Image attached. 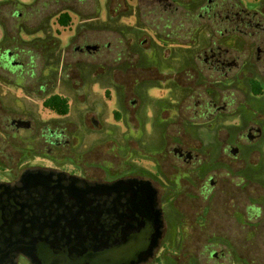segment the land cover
<instances>
[{"label": "rangeland", "instance_id": "rangeland-1", "mask_svg": "<svg viewBox=\"0 0 264 264\" xmlns=\"http://www.w3.org/2000/svg\"><path fill=\"white\" fill-rule=\"evenodd\" d=\"M206 1L139 0L137 6V0H0V20L7 25L8 32L10 30L15 38H18L17 48L29 51V57L23 58L28 72L33 71L34 76H37L42 69L43 78L52 80L59 86L60 92L70 88L76 89L70 87L76 77L72 78L73 72H69L68 68V63L74 59L73 50L71 46L67 48L71 38L75 36L76 27L79 36L88 39L89 43L109 44V53L103 64L104 69H109L103 78V92L90 84L99 75V62L86 63L87 69L91 70L85 73L82 69V74L87 76L86 87L83 89L86 93L84 98H78L72 106L74 119L73 116L68 117V121L73 123L70 127L73 130L71 133L85 139V159L93 165H103L102 162H105L107 178L116 176L119 159L111 154V148L123 135L117 125L111 124L120 117L115 111L117 105L114 103L115 93L111 83L115 68L112 61H125L122 65L126 67L120 79L124 81L122 90L130 89L135 94H139L138 91L141 90L150 97L146 98V106L143 103V106L140 104L135 108V124L139 121L141 125L136 129L124 130V135L129 138L128 147L134 154L138 148L154 151L162 149L163 138L169 139L172 136L171 128L166 129L164 124L171 116L164 110L175 112L176 101H180L181 90H184L189 97L185 112L188 119V139H202L204 153L206 155L208 149L212 155L211 159L220 158L222 141L235 140L233 145L239 146L240 155L235 162L231 178L239 186L226 183L227 189L234 194L241 213L244 212L243 207L250 204L261 206L262 211L260 218L253 221L252 225L256 226L258 236L252 238L251 242L245 241L243 237L236 241L220 242H206L204 237H198L196 240L180 242L174 240L178 237V231L182 230L178 225L180 222L166 219L163 243L172 251L182 244L185 249L193 250L192 264H264V95L251 96L248 85L243 86L244 78H250L251 75H242L240 72L247 66L246 71L257 74L264 84V0H227L223 2L224 9L212 14H203L200 7ZM64 9L72 11L71 26L63 28L52 24V15ZM189 9L191 12L187 14ZM15 13L20 16L16 18ZM16 25L23 26L24 30L20 32L12 29V26ZM37 28L44 29L47 33L46 40L37 39L41 37L39 32H35ZM2 30L0 25V40ZM50 33L58 41L55 46L50 44ZM153 36L157 41L164 40L165 44L156 45L152 40ZM1 43L0 50L6 44ZM114 46L118 48L113 49ZM39 47L42 49H37ZM117 52L120 53L119 56ZM124 53L127 56H123ZM30 57L33 59L34 68H29ZM62 57L64 60L60 61ZM48 58L54 59L55 62L46 61ZM135 65L148 69L134 71ZM185 65L188 69L187 78L183 73ZM173 72L177 74L175 77H166ZM67 75H71L72 80H68ZM136 78L138 82L135 84ZM26 79L28 82L17 79L15 81L20 84L29 83L30 79ZM13 84L0 82V92L23 100L24 93ZM205 90L212 92V98L224 96L232 102L226 112L221 114L224 122L220 120L218 124L213 123L211 126V123L205 122L206 118L201 116V113L193 112L192 100L195 101L196 97L205 99ZM133 98L132 96L128 100ZM84 107L99 113L102 111L103 122L106 120L110 124L103 125L100 129L78 126L74 121L77 122ZM182 111L184 112L183 106ZM98 118L101 120L102 116ZM194 120L197 125L190 126ZM145 122L149 125L152 122V126L145 129ZM248 128H260L262 133L257 136L255 130L247 131ZM142 138L145 146L139 145ZM75 148L80 150L77 145ZM26 154V157H29L31 153ZM137 160L139 166H146L147 160L142 159L141 155ZM207 163L205 159L204 171ZM89 173L90 177L93 175L97 179H103L105 175L104 171L98 170H91ZM239 177L243 179L242 182H239ZM222 180L220 177L219 182ZM223 226L219 228V233L226 235L228 228L234 233H240L239 235L245 233V229L238 224ZM204 246H207L205 250ZM211 251L220 254V259H211Z\"/></svg>", "mask_w": 264, "mask_h": 264}, {"label": "flooded vegetation", "instance_id": "flooded-vegetation-1", "mask_svg": "<svg viewBox=\"0 0 264 264\" xmlns=\"http://www.w3.org/2000/svg\"><path fill=\"white\" fill-rule=\"evenodd\" d=\"M151 1L156 2L155 0ZM218 2L219 4H217ZM223 2H227V0H207L200 7V10L203 14H212L219 9H224ZM15 14L16 18L20 16L17 13ZM12 29L21 32L24 27L16 25L12 26ZM77 30L76 27L75 36L71 38L67 47H72L74 55L73 61L68 63L69 72H73L72 78L76 77L70 87L76 89L70 88V90L60 92L59 86L55 85L52 80L43 78L42 69L37 76H34L33 71L28 72V69H26L28 66L23 62V58L29 57L27 54L30 53L27 50L17 48L19 45L18 38H15V35L10 30L8 32L9 41L0 50V82L14 83L13 85L21 89L25 97L20 100L12 94L0 92V194H3L0 196V212L2 213L1 210L4 208L8 211L15 208L23 210L19 214L22 216L21 220L8 221L0 229L1 247H4V242L6 241L20 242L24 238L22 232L27 221H29L27 215L36 216L38 221L35 224L32 222L29 225L30 227L26 229L28 233V236L25 235L26 240H33L38 237L45 238L47 235L48 244L44 247L47 250L51 249L50 245L53 247L46 256L41 255L35 259L23 252L16 251L19 248H14L5 264H103V251H90L91 247L88 238L83 245L76 246L79 241L77 232H81L84 229L86 233L89 230L90 236L86 233L85 237L97 235L100 238L104 232L112 229L111 227L118 222L114 220L113 215L109 212L112 208L113 195L103 194L102 197H93L92 195L90 198L93 199V202L89 204H78L68 199L62 204L44 202L41 185L36 183V188H30L31 185L25 180L28 174L49 176L52 183L60 178V184L64 187L68 186L72 181L76 182L77 187H83V185H111L120 180L147 182L155 192V207L160 211V238L158 246L153 249L151 255L145 260L134 264H192L193 250L185 249V245L182 244V246L179 245L178 249L172 251L166 243H163L166 232V219L168 221L175 220V223L180 222L178 225L181 226L182 230L178 231V237L174 239L180 242L196 240L198 237H204L206 242L236 241L240 240V237H243L242 239H245V241L251 242L252 238L258 236L254 233L256 226L252 224L254 220L260 218L262 207L250 204L244 206V212L241 213L242 211L238 208V202L234 194L226 186V183H233L236 187L238 185L234 183L231 177L235 162L240 155V148L233 145L235 140L222 141L220 158L211 159L212 155L208 149L206 155L204 153L202 139H188V119L185 112L187 111L186 103L189 97L184 90H181L180 101H176L177 105L175 108L179 111L176 112V109L175 112L170 113L171 111H168V109L164 110L167 115L171 116V118L169 117L168 120L164 121V124L166 129L171 128L172 136L169 139L163 138L162 149L154 151V149L138 148L136 151L137 156L136 153L134 154L130 151L127 144L129 138L124 135V130L136 129L137 126L141 125L139 121L135 124V121H137L135 108L140 106V104L143 106V103L146 106L148 101L146 98L149 96L146 92H141V90L138 91L140 95L135 94L130 89L122 90L124 81L120 79H122V73L126 67L122 65L125 61H112L115 65H113L115 68L112 72L111 80L115 93L114 103L117 105L115 111L120 117L118 121L111 124L117 125L116 127L119 129L120 134H123L115 146L111 148V154L119 159L116 176L107 178L105 162H102L103 165H93L87 162L85 159V144H83L85 139L80 138L75 133H71L73 130L70 127L73 123L68 121V117L73 116L74 119L72 106L78 98H84L85 96L84 93L86 92L83 89L86 87L85 77L87 76L82 74V69L85 73L91 71L87 69L86 63L99 62V75L90 84L93 87L100 88L103 92V78L109 72V69L103 68L107 53H109L107 49L109 44L103 45L98 42L91 44L88 39L79 36ZM37 32L41 34V37L37 39L46 40L47 33L44 32V29L39 28ZM50 34L52 38V43L50 44L55 46L58 42L52 36V33ZM152 40L156 45H162L154 36ZM117 48L118 46H114L113 49ZM37 49L42 48L39 47ZM117 53L119 56L120 53ZM124 55L127 56L125 53ZM29 60L31 64L29 68H34L32 66V57ZM45 60L55 62L52 58ZM63 60V57L60 58V61ZM184 63L186 64L185 61ZM136 65L134 71L138 70L139 72L148 69L137 67ZM187 70L185 65L183 73L186 78ZM171 75L169 74L166 77L172 78L177 74L173 72ZM12 76L13 78H11ZM70 76L67 75L68 80H72ZM27 77L30 79L29 83L20 84L15 81L17 79L28 82ZM137 82L136 78L134 83L136 84ZM204 93L205 99L200 100L196 97L195 101L192 100L193 112L195 114L201 113L200 115L206 118L205 122H209L213 126V123L218 124L223 119L221 114L226 112L232 102L224 96L218 99L212 98L210 95L212 92L208 90H205ZM132 96L134 98L128 100ZM171 98L173 97L171 96ZM59 102L66 106L67 111L65 114H59ZM182 106L184 112L182 111ZM98 113L97 110L84 107L78 115L77 122L74 121V123L84 128L89 126L99 129L103 128V125L110 124L106 120L103 122L102 111ZM98 116H102V119L100 120ZM222 121L224 122L225 119ZM194 122L197 121H191L190 126L197 125ZM151 123L149 125L148 122H145L144 128L152 126ZM251 130H255L257 136L262 133L260 128L247 129V131ZM247 137L249 136L247 135ZM141 141L142 143L140 142L139 145L145 146L144 139ZM236 144L239 145V143ZM76 145L80 147V150H77V147V149L75 148ZM27 152L32 155L30 154L29 157H26ZM139 155H141L142 159L147 160L146 166L142 167L137 163ZM205 159L208 163L204 171L203 163ZM91 170L104 171V178L97 179L93 175L90 177L89 171ZM220 177L223 179L222 184L219 182ZM202 178L203 180H201ZM238 180L239 182L243 181L240 177ZM5 188L8 190L4 191L5 193H1ZM10 193L16 199L11 204L8 202ZM122 204L123 208H120V213L126 217V207L124 203ZM66 207L73 214H78L77 211L79 209L86 212H80L78 214L79 221L73 220L74 222L68 226H66L65 222H61L54 229L47 228L42 230L39 226L42 222L40 217L51 214L53 215V220L54 211ZM97 215L99 218L96 217ZM88 216L89 220L86 221ZM144 221L145 226L138 228L137 221H127L124 224V219L122 220L123 227H120L119 231L124 234L127 233L124 241L130 248L122 250V259L116 264L135 262L141 256V253L144 252L152 232L149 220ZM225 224L228 226L238 224L242 229H245V233L239 235L240 233H234L230 228H228L226 235L219 233V228H223ZM49 231L54 233L50 235ZM92 231H97L98 233L94 234ZM63 232L70 233L69 237L62 238L60 235ZM204 247L205 250L207 246ZM209 257L215 261L219 260L221 255L211 251Z\"/></svg>", "mask_w": 264, "mask_h": 264}, {"label": "water", "instance_id": "water-1", "mask_svg": "<svg viewBox=\"0 0 264 264\" xmlns=\"http://www.w3.org/2000/svg\"><path fill=\"white\" fill-rule=\"evenodd\" d=\"M234 153V151H233ZM26 182L29 183L30 188H36V183L41 185L42 188V198L44 202H51L56 204H62L66 202V200L73 201L78 204H89L93 202V199L90 197H102L103 194L113 195L112 200V208L109 212L113 215L114 220L118 221L112 229L107 230L99 236H90V232H86L89 236L85 237L84 229L81 232H77L78 235V243L76 246H81L84 244L85 240L88 238L90 241V251H103V264H116L118 261L122 259V250L126 248H130L127 243L124 241L126 238L127 233H121L119 231L120 227L122 226V220L124 219L125 222L137 221L138 228H143L145 226L144 220H149L152 227V232L148 238V244L145 248L144 252L141 253V256L137 258L134 262L132 261L130 264L138 263L145 260L147 257L151 255L153 249L158 246V241L160 238V228H161V221H160V211L156 209V201H155V192L153 188L144 181H137V180H120L111 185H83V187H77L76 182L72 181L69 183L68 186L64 187L60 184V178L52 183V180L49 176H44L41 174L38 175H31L28 174L26 177ZM39 180V182H37ZM8 189H3L1 193L4 191L6 192ZM4 192V193H5ZM3 194H0V196ZM50 199V200H49ZM16 199L12 193L9 194L8 202H15ZM3 202V201H2ZM126 207L127 216L123 215L120 208H123V204ZM80 210V209H79ZM77 211L79 214L80 212H86L85 210ZM0 212V229L8 223V221L12 220H21L22 216L19 215L23 212L22 209L15 208L13 210H7L6 208L1 210ZM54 219L53 215H43L40 217L42 222L40 223V227L42 230L47 228L54 229L58 227V224L61 222H65L66 226L74 222L79 221L78 214H73V212L69 208L58 209L54 211ZM98 212V211H96ZM6 213V214H5ZM29 217V221H27L26 225L24 226V230L22 234H24V238L19 241H6L4 242V247H1L0 241V264H5L8 259L10 253L14 251V248H19L18 252H23L26 255H30L33 259L36 257L49 253L53 249L50 245V250H47L44 246L48 244L46 235L45 238H37L33 240H26V236L28 233L26 229L29 228L32 222L35 224L38 219L36 216L27 215ZM31 217V218H30ZM99 218V216H96ZM86 221H88L89 216L86 217ZM144 219V220H143ZM98 220V219H96ZM75 222V223H76ZM103 225V224H102ZM43 232V231H42ZM50 232V235L54 232ZM103 232V226H102ZM92 233L97 234V231H92ZM43 234V233H41ZM68 232L61 233V237H69ZM26 235V236H25ZM104 238V240H103ZM81 240V241H80Z\"/></svg>", "mask_w": 264, "mask_h": 264}, {"label": "trees", "instance_id": "trees-1", "mask_svg": "<svg viewBox=\"0 0 264 264\" xmlns=\"http://www.w3.org/2000/svg\"><path fill=\"white\" fill-rule=\"evenodd\" d=\"M155 1L158 2L159 0H155ZM172 3H174V2H172ZM190 9H191V6H190ZM190 9H189V12H187V14L191 12ZM70 12H72V11L68 10V9H64V10H62V11L56 13V14H53L52 18H51V20L53 19V23L52 24H54V25L56 24V25L61 26L63 28L70 27L71 26V22H72V18H71ZM0 25H1L2 29H3V39H2L1 42L5 44V43H7L9 41L7 25L4 22H2L1 20H0ZM38 30H39V28H37L35 30V32H37ZM35 32H31V33H35ZM194 34H196V33L194 32ZM161 44L162 45L165 44L164 40L161 41ZM236 45L238 46L239 44L236 43ZM244 63H246V62H244ZM241 67L243 68V63L241 65ZM246 68H247V66L244 69L240 70V72L243 73L242 75L248 73L249 75H251V77L250 78H248V77L244 78L245 81L243 82L244 83L243 86L246 87V84L248 85V90H249V93H250L251 96H261L262 97L264 95V84H263L261 78L257 74H255V73H253L251 71H246ZM237 81H239V80H237ZM66 111H67L66 106H64V104L59 102V109H58L59 114H61V115L65 114ZM256 229L257 228H255L254 233L257 235L258 231Z\"/></svg>", "mask_w": 264, "mask_h": 264}, {"label": "crops", "instance_id": "crops-1", "mask_svg": "<svg viewBox=\"0 0 264 264\" xmlns=\"http://www.w3.org/2000/svg\"><path fill=\"white\" fill-rule=\"evenodd\" d=\"M2 39H3V30H2ZM2 40H0V42H1Z\"/></svg>", "mask_w": 264, "mask_h": 264}]
</instances>
